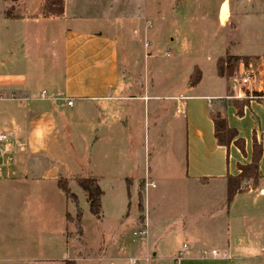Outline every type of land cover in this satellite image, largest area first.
Instances as JSON below:
<instances>
[{
    "label": "crops",
    "instance_id": "crops-1",
    "mask_svg": "<svg viewBox=\"0 0 264 264\" xmlns=\"http://www.w3.org/2000/svg\"><path fill=\"white\" fill-rule=\"evenodd\" d=\"M4 2L3 36L6 37L8 54L0 52V95L3 96L0 102L5 103L0 107V135H7V139L0 142V167L4 164L5 169H0V200L8 198L9 201V211L4 221L8 223L10 235L30 237L36 233L55 236L52 233L54 221L61 214L54 213V207H48L47 188L55 185L62 190L60 181L68 186L70 181L77 183L78 179L71 172L59 119L60 114L65 116L63 112L66 107L74 106L73 103L69 106L68 102L77 99L94 103L80 108L89 115L87 124L94 160L108 157V147L114 139L120 143L129 139V136L127 139L124 136L123 130L114 128L119 122L111 118L114 107L122 105V111L117 116L124 119L127 111L123 104L136 105L145 118L150 113L160 112L152 129L148 130L150 137L160 136L162 124L169 133L168 140L172 142L177 140L180 132L184 134L185 158L179 167L180 170L182 168L186 190L182 195L185 209L177 220H164L156 228V235L153 236L156 248L151 255L160 261L165 260L160 253L164 245L174 240L175 248L167 259L178 264H264V102L246 99L244 116L239 117L233 104V100L238 99L229 95V81L227 86L220 83L225 77L218 72V62L228 57L248 58V63L244 64L253 75V60L262 58L264 67V33L261 29L253 22L244 24L230 0L221 3L217 19L219 27L226 28V38L218 47L211 45L206 55L208 59H216L214 77L218 81L204 85V72L197 64L185 70V74L178 70L180 62L188 60L183 54L185 50L180 47L177 55L179 61L173 67L175 73L180 75L182 89L179 94L164 99L174 102L175 120L172 121L166 116L172 105L162 113L159 107L161 96L150 94L145 85L139 94H129L133 92V85L129 81L121 82L119 39L102 31L107 24H104L101 14L89 16L76 11L68 15L69 0ZM225 4L229 17L223 22L221 10ZM93 19L97 20L93 22ZM150 28L145 24L142 28L144 42L149 36L158 37L150 33ZM155 40L151 43H155ZM137 43V39H130L126 43L129 61L137 62L139 59L140 51L132 48ZM174 43L172 39L170 45ZM149 45L145 43V47ZM167 57H171V54L168 53ZM197 70L201 81L192 86L191 77ZM123 89L128 94L122 93ZM259 90L264 91V86H260ZM216 112H222L230 128L236 129L239 138L245 140L244 154L234 144L228 148L217 144L212 120ZM181 117L184 120L180 121ZM254 136L263 147L259 163L260 179L257 184L245 181L242 190L229 201L227 178L239 175V165L251 163ZM123 158L124 154L118 151V160ZM119 169L121 171L117 172L114 182L122 188L130 183V179L126 178L122 161ZM90 177L97 180L103 192L101 217L106 189L104 183L112 181L98 173ZM146 180L147 177L141 186L147 189ZM75 196L78 211L81 209L80 198ZM85 199L89 208L88 198ZM115 203L113 218L120 221L126 210L125 204L118 198ZM5 210L4 207L0 208V212ZM78 212L72 215L65 211L62 215L67 220L68 215L77 216ZM139 221L147 227V218L140 217ZM167 226H175L169 236ZM68 233H59L57 244L47 243L44 256H36L33 247L28 244L17 247L16 262L65 264L73 261L68 256ZM213 251H217L218 255L214 256ZM52 252H56L57 256L50 254ZM149 256L147 253V263L152 261Z\"/></svg>",
    "mask_w": 264,
    "mask_h": 264
},
{
    "label": "rangeland",
    "instance_id": "rangeland-1",
    "mask_svg": "<svg viewBox=\"0 0 264 264\" xmlns=\"http://www.w3.org/2000/svg\"><path fill=\"white\" fill-rule=\"evenodd\" d=\"M223 1L69 0L66 13L73 15L78 11L89 16L101 14L103 17L101 19L104 24H107L102 31L115 35L119 39L120 78L122 83L129 81L133 85V92L130 91L129 94H139L138 92L145 85L150 94L162 97L159 106L162 113L172 105L166 116L174 121L175 109L172 108L174 102L164 99L166 96L179 94L182 89L180 75L175 73V67H173L179 61L177 55L180 47L181 50H185L183 54L188 60L180 62L181 66L178 70L185 74V70L197 64L204 72V85H211L218 81L214 77L216 59L215 57L208 59L206 55L211 45L218 47L226 38V28H220L217 19V11ZM230 1L244 24L253 22L264 33V0ZM4 4V0H0V52L5 51L8 54L6 37L3 36L5 34ZM144 24L150 25V33L158 37L149 36L144 42L145 36L142 31ZM130 39H137L139 42L131 46L133 50L140 51L137 62L129 61L127 52L129 47L126 43ZM172 39L175 43L171 46ZM152 40H155V43H151ZM145 43L151 46L145 47ZM168 53L171 57H167ZM1 65L2 61H0V67ZM252 65L255 72L253 85L248 88L242 87L239 91L248 93L247 95L250 93L254 96L259 93L264 95V91L259 90L260 86H264L262 58L253 60ZM238 68V65H235L232 77L226 76L225 73V80L219 79L221 81L219 82L225 86L229 81V95L231 96L236 95L231 88V83L237 77ZM42 83L45 85V82ZM125 89L122 93L128 94V91H124ZM256 100L264 102V97H258ZM71 101L74 106L66 107L63 112L65 116L63 114L59 116L68 162L72 174L78 178H87L98 173L106 176V179H111L112 182L104 183L106 189L102 216L98 218L90 212L85 199L87 195L76 182L70 181L68 187L71 193L80 198L79 207L81 209L79 210L82 214L81 226L83 228V236H81L77 216L70 217V222H68L62 215L65 211L75 215L79 211L76 209V204L67 198L62 190L50 184L52 187L47 188L46 194V198L49 199L48 207H54L53 212L61 214L57 215L54 221L55 229L52 233L55 236L38 235L32 232L35 236L30 234L32 235L30 237H14L10 235L8 223L4 221L5 215H8L9 201L8 198L2 199L0 208L4 207L6 210L0 212V264H27L16 262L18 260L16 248L26 244L33 247L36 256H44L43 252H45L47 243L57 244L60 239L58 234L67 232H70L67 234V239L70 241L68 256H71V260L76 264H178L167 259L175 248L174 240L169 239L170 243L166 242L167 244L160 253V256L166 258L165 260L160 261L151 254H154L156 248L153 240L156 228L162 225L164 220H177L185 209V200L182 195L186 190H184L185 184L182 181V168L180 170L179 167L184 163L185 158L184 134L180 132L178 141L172 142L168 140L169 135L167 134L169 133L162 124L160 136L150 137L148 130L152 129L156 115L160 112L150 113L145 118L136 105L131 107L123 104L127 113L125 118L121 119L117 114L122 111V105L118 104L111 115V118L119 120L114 128L123 130L124 136L126 139L129 136V139L123 143L114 139L109 144L108 157H99L94 160L91 156L92 139L87 124L89 115L80 109L94 103L90 100L81 102L72 99ZM3 105L5 103L0 102V107ZM262 117L264 118V113ZM179 120H184V117ZM122 122L125 123L122 124ZM118 151L124 154L121 160H118ZM121 161L126 178L130 179V183L124 184L122 188L118 186L119 183L114 182L117 172L121 171L119 169ZM3 166L0 167L1 171H5ZM146 177L147 189L141 186ZM112 189L113 192H110ZM116 198L122 199L126 208L120 221L113 218ZM140 217L148 219L147 227L140 223ZM154 221L155 226H153ZM174 227L167 226L168 236L174 231ZM141 230L148 231V235L146 237L134 235ZM165 238L166 236H164V241ZM55 253L50 254L57 256ZM147 253L150 254L149 258H152L150 263L145 260ZM22 258L25 259L26 256L23 255Z\"/></svg>",
    "mask_w": 264,
    "mask_h": 264
},
{
    "label": "trees",
    "instance_id": "trees-1",
    "mask_svg": "<svg viewBox=\"0 0 264 264\" xmlns=\"http://www.w3.org/2000/svg\"><path fill=\"white\" fill-rule=\"evenodd\" d=\"M249 59L246 57H228L224 60L218 62V72L221 77L226 76L232 77L235 65H239L240 62L248 63ZM201 81L200 72L197 70L191 77V85L195 86ZM257 94V93H256ZM257 97H264L262 93L255 95ZM248 100V99H247ZM235 108L237 109V115L239 117L244 116V108L247 105V101L236 100L233 102ZM226 106V105H225ZM212 120L214 124L215 139L219 146L229 147L234 144L243 154L245 153V140L239 138V134L236 129L230 128L227 119L222 112H216L212 115ZM263 155L262 144L258 142L256 136L253 138V155L252 161L248 165H239V175L236 177L229 176L228 181V200H232L233 197L242 190V184L245 181H252L257 184L260 179V169L259 163ZM77 184L85 192L89 202L90 212L95 217H100L102 209V195L103 192L97 180L93 177L78 178ZM60 188L64 191L67 197L73 199L77 202V198L68 189L67 183L62 181L59 182ZM142 202V200H141ZM68 222H70V216H67ZM82 214L80 211L77 215V223L79 226L80 235L83 236V228L81 226ZM65 264H76L75 261H67Z\"/></svg>",
    "mask_w": 264,
    "mask_h": 264
},
{
    "label": "built area",
    "instance_id": "built-area-1",
    "mask_svg": "<svg viewBox=\"0 0 264 264\" xmlns=\"http://www.w3.org/2000/svg\"><path fill=\"white\" fill-rule=\"evenodd\" d=\"M238 74L236 79L232 81V88L236 92V95H233L232 98L238 99V100H256L258 97L254 96L253 93H250V95H247L248 93H243L242 91L240 92V88H248L251 83L254 80V75L252 72H249L247 67L245 66L244 62H240L238 65ZM3 96L0 95V100H2ZM68 105L71 106L72 102H68ZM7 139V135H0V142L4 141ZM135 236H141V237H146L147 231L141 230L138 233H134ZM186 247V246H185ZM213 255L217 256L218 252L213 251ZM135 263V261H133Z\"/></svg>",
    "mask_w": 264,
    "mask_h": 264
},
{
    "label": "bare ground",
    "instance_id": "bare-ground-1",
    "mask_svg": "<svg viewBox=\"0 0 264 264\" xmlns=\"http://www.w3.org/2000/svg\"><path fill=\"white\" fill-rule=\"evenodd\" d=\"M229 15V9L228 6L225 4L224 7L221 10V18L223 22H226L228 19Z\"/></svg>",
    "mask_w": 264,
    "mask_h": 264
}]
</instances>
